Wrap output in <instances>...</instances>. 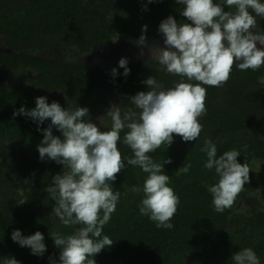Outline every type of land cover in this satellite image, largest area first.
Instances as JSON below:
<instances>
[{
    "label": "trees",
    "instance_id": "obj_1",
    "mask_svg": "<svg viewBox=\"0 0 264 264\" xmlns=\"http://www.w3.org/2000/svg\"><path fill=\"white\" fill-rule=\"evenodd\" d=\"M214 3H222V0H214ZM182 8L176 0H152L151 3L148 0H0V264L8 256L20 264H50L49 257L57 260L59 257V249L50 238L52 233L70 235L79 227L59 229L53 222L54 201L44 189L53 175L65 169L54 161L39 159L37 145L42 133L30 118L13 117V112L21 106L34 108L35 98L39 96L47 97V102L51 103L53 94L50 92L59 94L55 101L61 107L74 110L78 102L72 98L73 92L120 89L125 92L124 102L117 106L123 114L128 106H133L127 97L147 90L142 81L149 75L164 88L172 87L180 77L159 70L154 62L153 67L147 65L149 55L132 54L135 58H127L130 74L124 77L118 62H95L89 49L94 46L112 51L119 43H127V39L136 41L144 25L147 26L146 39L162 43L158 25L164 18L171 15L180 23H191L180 15ZM224 9L235 10L226 5ZM257 21V30H264V19L258 17ZM131 49L128 44L124 53ZM114 67L120 75L113 78L110 70ZM260 76H264V66L256 71L233 67L223 86L202 85L207 91V112L199 118L203 125L200 134H211L215 140L222 138V142H215L218 156L236 149L240 152L239 163L256 158L260 166L264 165V154L254 156L255 152L264 150V145L258 150L252 131L243 133L248 127L264 126V85L258 83ZM66 102L72 104L62 105ZM79 106L86 107L81 103ZM105 117L111 121L109 116ZM90 119L102 131L110 130L104 126L105 122L92 118V114ZM48 123L50 121H45L41 127H47ZM53 135L60 133L53 128ZM188 143L175 136L170 147L162 145L149 153L156 163L171 159L172 163L164 164L163 168L170 176L169 186L180 200L171 220L173 228L158 229L155 222L139 212L143 193L134 192L133 188H141L148 174L139 166L127 165V158L133 153L123 143L121 133L118 148L126 167L112 185L121 196L102 233L114 242L94 257L96 264H181L193 239L199 238L210 239L213 253L231 247L228 225L240 229V223L247 217L245 208L239 204L245 186L231 208L217 213L208 191L217 182L216 174L203 167L207 158L197 141ZM252 150L251 159L243 155ZM179 152L186 154L180 161L186 160L192 165L187 174L179 169L180 161L175 160L174 154ZM22 200L27 202L18 204ZM15 229L25 236L41 232L47 249L43 256L32 255L29 248L13 242L11 233ZM217 235L220 240H213Z\"/></svg>",
    "mask_w": 264,
    "mask_h": 264
},
{
    "label": "clouds",
    "instance_id": "obj_2",
    "mask_svg": "<svg viewBox=\"0 0 264 264\" xmlns=\"http://www.w3.org/2000/svg\"><path fill=\"white\" fill-rule=\"evenodd\" d=\"M176 3L183 5L180 15L191 23H180L169 15L158 25L163 47L146 42V25L142 26L135 44L138 48L148 49L147 65L153 67L154 62L159 70L178 76L180 80L172 87L164 88L149 75L142 81L147 90L127 97L135 110L128 108L122 114L117 104L110 105L106 111L111 119L110 130L102 131L91 122L87 107L77 106L69 110L57 101L48 103L45 96L35 98L34 108L21 106L12 114L36 123L37 131L42 133L37 145L39 159L54 161L65 169L51 177V183L44 191L55 202L52 212L61 223L67 227H79L70 235L59 231L52 233L50 238L59 249V257L58 260L49 257L50 264H96L94 257L112 246L114 241L102 233L121 196L120 191H114L112 186L126 167L118 148L121 133L123 143L133 153L127 158V165L139 166L148 174L142 187L137 189L143 193L138 205L140 214L155 222L158 229L173 228L171 220L180 200L169 186L170 176L163 170V165L172 161L169 158L163 164L156 163L149 153L162 145L170 147L175 136L183 142L200 138L203 125L199 118L207 112V91L202 85L223 86L233 67L256 71L264 66V30H257V18L264 19V2L176 0ZM224 5L235 10L225 11ZM127 65L126 58L119 59L118 66L123 68L124 77L130 74ZM110 75L114 78L120 73L114 67ZM258 83L264 85V76L258 77ZM45 121L50 123L41 127ZM53 128L60 133L59 136L53 135ZM200 151L207 158L203 167L214 170L217 177V182L208 189L212 195L211 204L217 213H223L233 206L239 193L250 182V168L246 162H238L240 152L236 149L218 156L217 143L211 138L203 140ZM191 167V163L185 160L179 169L187 174ZM26 202L22 200L18 204ZM11 240L20 247L29 248L35 256H43L47 250L44 235L39 231L25 236L15 229ZM229 259L232 264H261L251 247L240 249ZM3 264L20 262L8 256L3 259Z\"/></svg>",
    "mask_w": 264,
    "mask_h": 264
},
{
    "label": "flooded vegetation",
    "instance_id": "obj_3",
    "mask_svg": "<svg viewBox=\"0 0 264 264\" xmlns=\"http://www.w3.org/2000/svg\"><path fill=\"white\" fill-rule=\"evenodd\" d=\"M248 131H252V133L254 134H252L251 137H254L255 146H257L256 148L259 150V146L264 145V139H261L264 138V126L257 125L248 127V129H245L243 133H247ZM242 134L236 136V138H239ZM205 138L213 139V135L205 133L200 134V138L197 140L198 146H201ZM213 141L218 143L222 142L223 140L222 138H220L217 140L213 139ZM241 144L243 143L241 142ZM251 152L252 155H249L247 157L249 159L256 156L257 153L264 154V150L262 149L259 152H255L254 156L253 150ZM174 155L175 160L180 161L182 159L181 157L186 154H181V152H179L178 154ZM246 163L248 164L247 161ZM179 164L180 167H183L185 164V160L180 161ZM248 166L250 168V182L245 185L246 194L244 193L243 196L241 195L242 200L239 202V204H242V206L240 207L245 208L247 217L244 218L245 221L243 223H240V229L235 228L234 225H228L227 229L230 236L232 237L231 247H229L227 251L218 250V252L213 253L212 244L209 238H199L198 240L193 239L191 247L184 253L182 260H180L181 264H232L229 257L233 253L245 247H251L259 257L261 264H264V165L260 166L261 170L259 169L263 177L262 182L259 184L260 187L257 188L258 191L254 193L249 190L256 183L257 173L255 171L258 170L252 169L253 167H251L250 165ZM163 170L164 174H166L165 168H163ZM114 190L116 189L114 188ZM241 193L243 192L241 191ZM213 240H220V235L214 237ZM198 242H200V248L202 250L198 254H196L194 252V247L197 246ZM188 256H190V258Z\"/></svg>",
    "mask_w": 264,
    "mask_h": 264
},
{
    "label": "rangeland",
    "instance_id": "obj_4",
    "mask_svg": "<svg viewBox=\"0 0 264 264\" xmlns=\"http://www.w3.org/2000/svg\"><path fill=\"white\" fill-rule=\"evenodd\" d=\"M127 41H128L127 43L126 42L119 43V45L116 46L115 49L112 51L109 50V48L104 49V47L100 48V47H94V46L91 49H89V51L92 52L95 62L105 63V64L118 62L119 59L122 57H124L126 59L127 58H135V56H137V57L141 56L140 53H142V55H145V56L149 55L147 48H143V49L138 48L135 44V41H131V40L129 41L128 39H127ZM146 42L148 44H153V42H154L155 45H159V46L163 47V42L159 43L155 40H150V39H146ZM128 44L131 45L133 50L131 49L132 50L131 52L124 53V48H126ZM61 47H62V45H61ZM62 48L64 50L67 49L66 47H62ZM99 49H103V50H99ZM127 50H129V49H127ZM132 54L135 56H133ZM124 55H130V56L125 57ZM49 94H53V96L51 97V99L53 101L59 99V97H58L59 94L57 92L56 93L50 92ZM74 94L75 93L73 92L72 98L76 102H78L77 104H74V106H73L74 109L77 106H79L80 103L82 106L86 105V107L89 109L90 114H92V118L94 117L99 122H105L104 126L107 129H110L111 128V121L105 120L106 119L105 116L107 115L106 110L110 107L111 104H117V103L124 102V101H122V97L125 94V92L121 91L120 89H96L95 91L94 90L90 91V89H80V91H78L75 95ZM70 102L69 103L66 102V104H62V105L67 106V104H72ZM128 108L134 109V106H130V107L128 106L127 109ZM243 155L249 156V155H252V152L251 153L245 152ZM248 165H250L251 167H254L252 169L258 170V171H255L257 173L256 183L249 190L252 193H254V192L258 191L257 188L260 187L259 184L262 182L263 177L260 173V170H261L260 164L256 158L251 159L248 162ZM133 191L137 192V188H133ZM52 220L59 229H65V228L71 229L72 227H75V226H72V227L64 226L61 223V221L56 217L54 212L52 214ZM201 250L202 249L200 248V242H198L197 246L194 247V252L196 254H198ZM188 257L190 258V256H188Z\"/></svg>",
    "mask_w": 264,
    "mask_h": 264
},
{
    "label": "water",
    "instance_id": "obj_5",
    "mask_svg": "<svg viewBox=\"0 0 264 264\" xmlns=\"http://www.w3.org/2000/svg\"><path fill=\"white\" fill-rule=\"evenodd\" d=\"M257 47H261L259 44H257Z\"/></svg>",
    "mask_w": 264,
    "mask_h": 264
}]
</instances>
